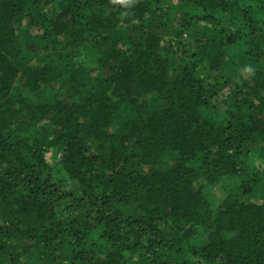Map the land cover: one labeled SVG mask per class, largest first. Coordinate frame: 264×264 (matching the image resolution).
Returning a JSON list of instances; mask_svg holds the SVG:
<instances>
[{
  "label": "trees",
  "instance_id": "trees-1",
  "mask_svg": "<svg viewBox=\"0 0 264 264\" xmlns=\"http://www.w3.org/2000/svg\"><path fill=\"white\" fill-rule=\"evenodd\" d=\"M0 264H264V0H0Z\"/></svg>",
  "mask_w": 264,
  "mask_h": 264
},
{
  "label": "rangeland",
  "instance_id": "rangeland-1",
  "mask_svg": "<svg viewBox=\"0 0 264 264\" xmlns=\"http://www.w3.org/2000/svg\"><path fill=\"white\" fill-rule=\"evenodd\" d=\"M21 31L24 30V27L20 28ZM232 181V180H230ZM223 185H220L219 187H206L204 189L205 196L207 197L209 203L211 206L217 205L221 198V193L223 192Z\"/></svg>",
  "mask_w": 264,
  "mask_h": 264
},
{
  "label": "clouds",
  "instance_id": "clouds-1",
  "mask_svg": "<svg viewBox=\"0 0 264 264\" xmlns=\"http://www.w3.org/2000/svg\"><path fill=\"white\" fill-rule=\"evenodd\" d=\"M132 2V0H121V3H128L130 4Z\"/></svg>",
  "mask_w": 264,
  "mask_h": 264
}]
</instances>
